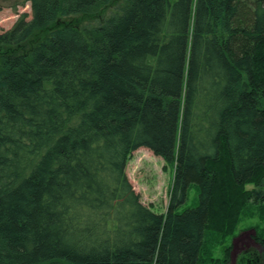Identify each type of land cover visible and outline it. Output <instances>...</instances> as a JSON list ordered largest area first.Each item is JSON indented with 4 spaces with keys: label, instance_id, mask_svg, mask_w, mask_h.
Wrapping results in <instances>:
<instances>
[{
    "label": "trees",
    "instance_id": "trees-1",
    "mask_svg": "<svg viewBox=\"0 0 264 264\" xmlns=\"http://www.w3.org/2000/svg\"><path fill=\"white\" fill-rule=\"evenodd\" d=\"M112 1L24 0L31 19L0 34V264H228L232 245L203 255L209 232L246 217L264 264V0H129L88 30L56 24ZM141 148L176 164L166 214L128 178Z\"/></svg>",
    "mask_w": 264,
    "mask_h": 264
},
{
    "label": "rangeland",
    "instance_id": "rangeland-1",
    "mask_svg": "<svg viewBox=\"0 0 264 264\" xmlns=\"http://www.w3.org/2000/svg\"><path fill=\"white\" fill-rule=\"evenodd\" d=\"M129 0H113L111 4L103 8L94 15L72 14L61 16L56 24L71 25L77 29L88 30L106 23L115 15L120 14L126 7ZM24 15L31 19V7L25 4L24 0H0V34L12 29L15 23ZM47 35L48 33L45 32ZM40 33L35 36L36 40L46 36ZM35 42L27 44L25 48H30ZM176 174V164L168 163L162 158L155 156L151 151L141 148L129 157L127 165V175L135 191L140 194L142 203L156 213L166 214L170 203L171 191ZM251 188V187H250ZM197 192L195 188L190 191L189 200L180 208V211L197 205ZM220 204V201H219ZM214 206L215 215L220 211V205ZM261 224L256 217H246L237 227L236 233L225 237L209 232L204 250L208 262L209 258L224 259L225 251L232 245L231 256L228 264H241L243 258L250 257L254 263L262 264L260 259L261 247L254 241L256 234L254 225ZM264 223H262L263 226ZM218 241L220 244H218ZM215 244V245H214Z\"/></svg>",
    "mask_w": 264,
    "mask_h": 264
}]
</instances>
